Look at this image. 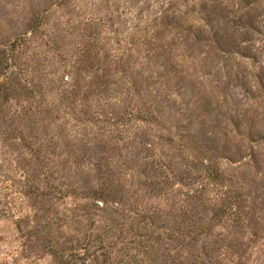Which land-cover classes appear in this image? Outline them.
Wrapping results in <instances>:
<instances>
[{
  "label": "rangeland",
  "instance_id": "374dc122",
  "mask_svg": "<svg viewBox=\"0 0 264 264\" xmlns=\"http://www.w3.org/2000/svg\"><path fill=\"white\" fill-rule=\"evenodd\" d=\"M0 264H264V0H0Z\"/></svg>",
  "mask_w": 264,
  "mask_h": 264
}]
</instances>
